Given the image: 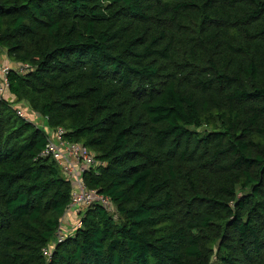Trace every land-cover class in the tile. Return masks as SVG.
<instances>
[{
  "label": "trees",
  "instance_id": "obj_1",
  "mask_svg": "<svg viewBox=\"0 0 264 264\" xmlns=\"http://www.w3.org/2000/svg\"><path fill=\"white\" fill-rule=\"evenodd\" d=\"M0 50V264H264V0H0ZM58 129L115 212L65 235Z\"/></svg>",
  "mask_w": 264,
  "mask_h": 264
},
{
  "label": "built area",
  "instance_id": "obj_2",
  "mask_svg": "<svg viewBox=\"0 0 264 264\" xmlns=\"http://www.w3.org/2000/svg\"><path fill=\"white\" fill-rule=\"evenodd\" d=\"M20 68L22 71L27 69L24 67ZM11 69L8 63L0 67V97H3L9 88L7 75ZM15 104V102H12L11 107L16 114L31 121L30 117L25 116V112L23 113ZM42 121L43 125L39 124V127L44 126V120L42 119ZM63 134L64 131L62 129H58L56 132H49L43 156L52 158L60 167L64 176L73 185L71 205L68 211L76 208H86L93 204L102 205L110 210L112 204L109 200L96 191L86 189L82 181L84 172L95 164L94 155L82 144L65 142L62 139ZM79 224L75 225V228ZM59 236L58 242H61L62 237L60 234ZM50 251L49 249L45 250L47 257H50Z\"/></svg>",
  "mask_w": 264,
  "mask_h": 264
},
{
  "label": "crops",
  "instance_id": "obj_3",
  "mask_svg": "<svg viewBox=\"0 0 264 264\" xmlns=\"http://www.w3.org/2000/svg\"><path fill=\"white\" fill-rule=\"evenodd\" d=\"M2 51V50H1ZM5 53H0V64H3L5 62ZM79 216V211L75 214V212L72 210V212H69V214L66 215V222L63 227V231L65 234H70L73 232V223L77 222ZM76 220V222H75ZM75 229V226H74Z\"/></svg>",
  "mask_w": 264,
  "mask_h": 264
},
{
  "label": "rangeland",
  "instance_id": "obj_4",
  "mask_svg": "<svg viewBox=\"0 0 264 264\" xmlns=\"http://www.w3.org/2000/svg\"><path fill=\"white\" fill-rule=\"evenodd\" d=\"M0 53L2 54V51H1V50H0ZM4 59H5V62H4L3 64H0V67L8 63V62H7V61H8L7 58L5 57ZM15 106L19 107V108L23 111V113H24V112L26 113V111L29 112V113H31V111H30L29 109H27L26 107H23L22 105L19 106L18 104H15ZM25 113H24V115H25ZM25 116H26V115H25ZM35 122H36L37 124L43 125V123H42L43 121H42L41 119H39V118H36V119H35ZM111 212H112V213H115L113 208H112ZM65 219H66V217H65ZM65 219H64V224H63V225H65V222H66ZM79 219H80V216H78L77 223H73V231L75 230V229H74V226L77 225V224L79 223ZM71 234H73V233H71ZM64 235H65V233H64Z\"/></svg>",
  "mask_w": 264,
  "mask_h": 264
}]
</instances>
